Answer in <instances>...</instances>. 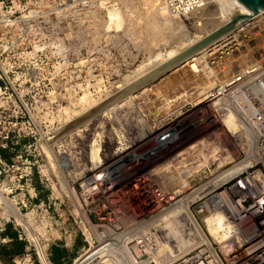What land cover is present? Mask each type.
Wrapping results in <instances>:
<instances>
[{"label": "rangeland", "instance_id": "rangeland-1", "mask_svg": "<svg viewBox=\"0 0 264 264\" xmlns=\"http://www.w3.org/2000/svg\"><path fill=\"white\" fill-rule=\"evenodd\" d=\"M161 6L162 0H0V150L5 149L8 158L1 162L0 169V264H14L17 256L10 253L14 242L24 243V247L26 244L15 231L17 219L2 217L11 206L24 221L29 217L37 223L41 221L39 208L49 207L51 223L47 225L49 240L45 243L51 260V247L58 248L62 257L59 264H72L90 248L91 252L107 253L111 247L104 243L110 239L116 244L115 260L121 262L124 255L128 258L124 238L132 241L140 233L145 238L155 237V231L161 257L155 260L156 264H172L202 249L208 252L186 214H172L175 205L205 189L206 195L218 176L231 169L237 157L244 158L248 146L253 145L245 138V126L220 95V87L229 78L222 82L219 75L220 79L214 76V70L220 68L214 61L210 63L214 70L209 78L203 76L208 83L214 77L212 83L217 87L187 92L190 102L182 110L176 140L157 148L147 142L148 146L137 149L144 140L171 129L164 128L150 137L153 131L149 116L134 101L137 91H142L164 64L131 83L129 86L145 81L129 92L132 107H121L125 98L116 100V97L127 89L124 86L127 79L150 67L143 68L156 54L182 44L185 47L187 39L200 37L201 45L191 44L185 57L174 64L175 68L171 65L165 76H160L167 80L171 91L180 90V94L186 86L174 81L179 62L191 55L206 56L222 42L220 34L204 40L208 32L220 29L215 18L217 5H208L198 15L202 16L200 21L190 14L179 18L177 27L157 14L155 9ZM257 22L252 24L253 31L259 28ZM260 41L264 52L263 37ZM245 44L244 40L238 45L244 46L246 59L240 66L236 64L234 68L239 70L232 76L248 73L264 62V54H256L258 43L248 41L251 48ZM249 83L246 85L253 91L250 87L254 84ZM106 102L108 105H104ZM96 139L100 145L98 165L91 157V145ZM102 165L116 166V173L108 181L104 180L105 173L95 171ZM119 165L124 167L116 171ZM233 167L237 169V165ZM94 176L106 185L104 194L102 191L90 196L95 190L93 186L98 188L92 184L87 190L86 184ZM134 184L136 190L132 189ZM110 188L116 191L123 188L127 194L106 198ZM158 188L168 197L162 207L155 209L149 203ZM82 192L92 199L84 201ZM219 192L220 188L214 194ZM171 195L173 200L169 199ZM199 200L191 202L188 211L210 245L212 237L219 239L214 234L217 216L206 219L205 211L198 213L205 199ZM27 231L36 240L29 227ZM128 231L138 233L130 235ZM8 234H15L16 241ZM85 235L91 239V245L85 241ZM133 247L131 243L132 253ZM7 252L10 254L6 255ZM101 260L91 264H112L110 259Z\"/></svg>", "mask_w": 264, "mask_h": 264}, {"label": "built area", "instance_id": "built-area-1", "mask_svg": "<svg viewBox=\"0 0 264 264\" xmlns=\"http://www.w3.org/2000/svg\"><path fill=\"white\" fill-rule=\"evenodd\" d=\"M162 2L172 16L181 18L206 7L208 0H162ZM253 21L254 19L248 17L246 21L239 23L236 31L242 32L244 29H249ZM246 83L258 84L261 98L257 96L256 91L250 90ZM220 90L227 106L236 113L240 122L248 130V137L245 138L250 139L247 142L253 147L248 146L249 151L244 158L237 157L233 161L232 167L237 165L233 175L220 174V185L217 188H209V192L202 198L205 201L197 211L198 213L205 211L208 216L206 219L211 216L216 217L217 214L220 216V222L216 228L219 239L211 236L212 243L215 245L214 248L210 243L213 253L206 246L208 252L202 249L196 254L188 253L174 260L172 264H264V62L254 66L248 73L236 74ZM219 188L220 192L214 194V191ZM124 193L127 194V191ZM83 195L82 192L84 201L92 199L90 196ZM215 196L218 200L214 199ZM39 209L41 210L39 223L35 222L34 218L32 221L29 217L26 218L27 221H24L36 240L31 239L27 229L21 224L15 228L18 239L26 244L24 252L13 260L14 264H54L48 244L45 243L49 240L47 225L51 223L48 216L49 207ZM43 220L45 222L42 224ZM204 222L209 229L206 221ZM87 224L90 223L87 222ZM154 233L155 237L149 235L132 241L126 240V237L122 240L127 248L130 262L125 255L121 258V262L115 260L116 244L111 241L113 239L109 240L110 242L107 241L106 244L111 243L114 246L113 263L155 264V260H160L161 257L157 248L160 242L156 231ZM85 238V241L91 245V239L88 240L86 235ZM131 243L135 245L133 253L129 248ZM144 245L149 248V251L145 250ZM90 250L91 248L80 254L72 264L85 260ZM98 259L101 260V257H95L84 264H91Z\"/></svg>", "mask_w": 264, "mask_h": 264}, {"label": "bare ground", "instance_id": "bare-ground-1", "mask_svg": "<svg viewBox=\"0 0 264 264\" xmlns=\"http://www.w3.org/2000/svg\"><path fill=\"white\" fill-rule=\"evenodd\" d=\"M210 4H215L218 7L215 18L220 22V26H219L220 29L223 28V27H225V26H227L229 24V22L232 21V18L235 15L242 14V15H247L248 17H251L252 19H254L253 23L256 22V21H258L257 23L259 24V26H257V27H259V28L256 29L258 31L256 32L255 29L253 31V29H252V24L253 23L251 24V26H250L249 29H244L242 32L236 31V27L240 23V22H238V23H236L234 25V27L232 29L225 30L222 33L220 32L221 34L219 33L220 34V39L222 41L221 44H219V45L215 46L213 49H211L208 52V54H206V56H203V57H200V58H196L197 57L196 55H195L196 57L191 55V56L186 57L183 61H180L179 62L180 64L178 65V69L174 71V74H176V78L174 79V81L175 82H178L182 86H186V87H183V88H185L184 89L185 91L182 90L184 92H182L180 94H179V92H181L180 90H177V91L175 90V92H174V90L171 91L170 86H169L167 80H165V78L164 79H161L160 76L164 75V73L167 70H170L171 65H173V67H174V64L175 63L178 64V62H177L178 60H181V58H184L185 57L184 54L187 53V52H189L190 49H188V48H189V46L191 44L194 45L196 43V44H200L201 45V43L199 42V40H201L200 37H195L193 39H187V41H186L187 43H186L185 47H183L184 44H182V45H179L178 47H175V48L170 49L169 51L165 52L164 54H162V53L156 54L155 57L152 60L149 58L151 60V62L149 60V62H148L147 65L145 63V66L144 67L142 66L143 68H146V66H149L150 65V67H147L143 71L140 70L139 72L136 73L135 77L128 78L127 81H126V83L124 84V86H127V89L124 91V93L122 95H119L118 97H116V100L121 99V98H125V100L122 101L124 104L121 107H123V106H128L129 107L130 105L132 107V105H133L132 104V99L128 97V94H130L129 92H131L132 89L134 90V88H136L137 86L144 84L145 81L138 82V84L136 83V84L131 85V86H129V85L131 83L137 81V79H139V77H142L149 70H151V69H153L155 67H158V66H161V65L164 64L163 67H160L161 69L157 70V71H160L161 70L160 73L156 74L155 77L152 80L148 81L149 83L147 82V86L145 85L144 87H142V91H137L138 95L135 97L137 100H134V101L136 103V106L139 109H141V111L145 112L147 116H149V119H150V122L149 123L151 124V126H152L151 130L153 131V133H151V131H150V133H151L150 134V137L153 136L155 133L160 132L164 128L171 127V129L168 131V133L166 132L164 135H162V134L160 135V133L154 135L155 137H158L156 140H155V138L153 139L154 136L152 138H150L149 140L148 139L144 140L143 141V144H141L140 146H138L137 149L138 148L141 149L142 147L148 146V143L147 142H149V144L152 145L153 147H156L157 148V146H160L161 144H168L169 143V140L170 141H173L176 138V136L179 134L178 131H177V128H178V125H180V121H182V119L180 118L181 117V114H182V110L184 111V109L187 107L188 103L190 102L189 99H190L191 96L189 97V95L187 94V92H189L191 90H193V91L195 90L196 91L197 88L201 89L200 87H202L204 89H207V88L208 89L209 88H211V89L213 88L214 89L215 87H217V85H214V82L212 83V81L214 80V77H213V80L211 81V83H208V79H206L204 77L206 75V77L209 78L212 70H214L211 67L210 63L212 64V62L215 61L216 62L215 65L217 64V67L220 66L219 69L216 68L217 70H214V73H215L214 76H217L218 78L220 76L221 79L220 78L219 79L222 80V82L225 79L229 78L227 80V82H225V83L222 84V85H224V84L228 83L229 81H231L235 77V76H232V73H235L237 70H239V69H237V67H236V69L234 68L236 66V64L238 63L239 64L238 66H240V64L243 63V60L246 59L247 54L244 52V46H242L243 48L242 47L239 48V45L238 44L241 45V43H243L244 40H245V42L247 43V44H245V46L247 45L246 46L247 48H251L250 46H248V41L251 40V42L254 41L255 43H258L256 45H260L259 44L261 42L260 39L262 37L264 39V16L262 15L264 13V11H261V12H259L257 14H252L247 8H245L244 6H242L236 0H208L206 7L208 5H210ZM156 5L158 6V4H155V6ZM159 6H160V3H159ZM206 7L202 8L200 10L193 11V12L190 13V15H192V16L201 15L202 14L201 12ZM158 10H161V11L158 12ZM155 11L157 12V14H159V15H161L163 17V19L165 20V22L168 21V22L171 23V26L172 27H177V24L179 22H177L176 20H178L179 18L172 16L169 13V11L167 10V8L165 7V5L164 6H161V8L155 9ZM114 14L117 15L116 13H114ZM109 16L112 17V15H109ZM201 19H202V16H200V17L198 16V20L200 21ZM200 23L201 22H199V25H200ZM229 35H230V37H229ZM207 36H208V38L210 37V39H214V38H216L218 36V33L215 31V29H213V30H211L210 32H208L206 34V38H207ZM206 46H208V45H206ZM257 47H258V49H256L257 51L255 50L257 56L263 55L264 52H263L262 45L257 46ZM260 49H262V50H260ZM248 51H249V53H252L253 50L252 51L251 50H248ZM182 52H184V53L181 54ZM254 53L255 52L253 51V54ZM177 56H180V57L174 59ZM211 58H213V60H211ZM235 58L237 59V62L236 63L233 62ZM244 65H245V63H244ZM209 67H211V68H209ZM242 68H244V67H242ZM250 68L251 67H248V69H250ZM226 69H227V73H226ZM172 78H173V75H172ZM211 79L212 78L210 77V80ZM174 81L172 83H174ZM220 85L221 84H219L218 86H220ZM121 88H123V87H121ZM250 88L253 89V92L256 91L257 96H259L261 98V94H260V91H259L258 84H255L254 86L252 85ZM202 92H204V91H202ZM219 92H221L220 95H222V91L220 89H219ZM109 102H111V101H109ZM106 104H107V102L104 105H106ZM134 106H135V104H134ZM216 106H218V105H216ZM109 112L107 114H111L112 115V112L111 113H109ZM172 130L175 131L173 134L171 133ZM246 131L248 132L247 129H246ZM167 134H168V136L165 138V136ZM98 137L99 136H97V138ZM246 137H248V133H247ZM166 142H168V143H166ZM99 146L100 145H99L97 139L94 140L93 141V144L91 145V157H92V160L94 161L93 163L95 165H98V156H99L98 155V152L100 150ZM122 150H121V152H122ZM127 153L126 154H122L121 153V156H124V157L127 158L129 156V154H127ZM214 157H217V155L214 156ZM125 161H126V159H125ZM113 164H111V165H113ZM111 165L109 166L110 168L109 167L103 168V165L102 166H99V167H97L95 169V171H97V173L100 172L101 174H104L105 173L104 174V180L106 179L108 181L110 179V177H111V174L116 173L115 172V167L116 166H111ZM119 166H121V167H117L116 168V171H117L118 168L124 167L123 165H119ZM166 166L168 167V165H166ZM235 170H236V167H232L227 172L223 173V176H227V175L231 176V175H233L234 172H236ZM218 177H220V176H218ZM219 180H220V178L218 179V181H216L215 184H212L213 185L212 188H217L220 185V181ZM103 182H105V181H103ZM92 184H96L98 188H96V186H93V188H95L96 191L93 190L94 191L93 193H89L88 192L90 194V196L99 195L100 193H102V191L104 189L103 187L106 186V185L104 186L103 183H102V181L101 180H98L95 176H94V178L92 179L91 182H88L86 184L87 190L89 189L88 186H90ZM137 184L136 185L134 184L132 189H135L136 190L138 188L137 187ZM109 190H110V192L108 194H106V196H107L106 198H110L114 194L116 195L118 193H122V192L125 191V189H123V188H121V189H119L117 191L116 190H113L111 188ZM206 190L207 189H205L202 192L196 194L194 197H190V198H186L185 197L186 199H182L181 202H179L177 205H175V209H174V211H173L172 214H179L180 212H184L186 214L187 218L189 219L190 224L194 227V230H195L196 234L201 238L202 243L205 244L207 247H209V251L211 253H213V251H212V249H211V247H210L207 239L205 238V236L203 235L202 231L200 230V228L196 224V221L191 217V215H190V213L188 211L190 203L193 202V201H195V200H197V199H200L201 200L205 196L203 193ZM178 193L180 194V192H178ZM178 193H174V195H179ZM103 194H104V191H103ZM152 194H153V197H152L153 200H152V202L149 203V205L150 204H153V206L155 207V209H159L160 206L162 205V202L164 201V199H167V197H168L167 195L168 194L162 192V190H160V188H158ZM173 196L171 195V198H169V199L173 200L174 199ZM214 199H217V196H215ZM10 216L15 217L17 219V221L19 222V224H21L22 226H24L28 230V227H27L26 223L24 222L23 218L19 215L18 211L16 210V208L14 206H11V208H9L8 210H5L4 213H3V215H2V217H6V218L7 217H10ZM219 222H220V217H219V215H217L216 220H214V223L216 225L215 226L216 228H217V224ZM129 233H130V235H134L135 233H138V232L130 231ZM214 234L216 236H218L217 233H214ZM30 235L33 236V234H31V232H30ZM127 235H128V233H127ZM88 236H91V235L88 234ZM142 236L143 235L140 233V236L136 237L135 240L139 239ZM126 240H128V239H126ZM107 241H109V240H106V242L104 243V245L107 243ZM100 245L98 247H100ZM106 245L108 247H111L110 250L107 253L105 252V253L99 254V251L98 252H95V251L91 252V250H93V249H91L87 253L89 256L86 257L85 260H82L81 262L79 261L80 264L86 263L87 261H89V259L90 260H93V259H95V257L96 258H100L101 257V259H102L101 261H103L106 257H108L107 260L110 259L112 261V264H114L113 263L114 262L113 255H112L113 254V251H114V248H113L114 246L111 243L106 244ZM143 247H145V250L146 251H149V248L147 246L144 245ZM82 258H84V257H82ZM107 260H104L103 262H107ZM127 260L130 262V258L129 257L127 258ZM155 264H156V262H155Z\"/></svg>", "mask_w": 264, "mask_h": 264}, {"label": "water", "instance_id": "water-1", "mask_svg": "<svg viewBox=\"0 0 264 264\" xmlns=\"http://www.w3.org/2000/svg\"><path fill=\"white\" fill-rule=\"evenodd\" d=\"M239 2L242 6L247 8L252 14H257L261 11H264V0H236ZM264 16V13L262 14ZM248 19L247 15L237 14L232 18V21L229 22V24L218 31H216L218 34L221 32H224L225 30L232 29L234 25L238 22L242 23ZM220 33V34H221ZM210 37L206 38L205 40L208 41Z\"/></svg>", "mask_w": 264, "mask_h": 264}, {"label": "trees", "instance_id": "trees-1", "mask_svg": "<svg viewBox=\"0 0 264 264\" xmlns=\"http://www.w3.org/2000/svg\"><path fill=\"white\" fill-rule=\"evenodd\" d=\"M5 149L4 150H0V169H1V162L2 161H8V158H6L5 156ZM8 236L11 237L12 241H16V235L15 234H8ZM15 239V240H14ZM14 247L12 249V254L16 255V256H20L23 252H24V243H20V242H14ZM10 253H5L10 254ZM51 253H52V262L54 264H59V262L61 261V253L58 252V248L55 246L51 247Z\"/></svg>", "mask_w": 264, "mask_h": 264}]
</instances>
